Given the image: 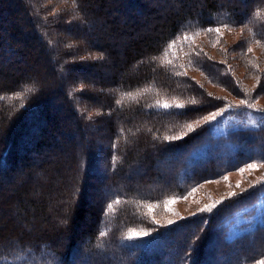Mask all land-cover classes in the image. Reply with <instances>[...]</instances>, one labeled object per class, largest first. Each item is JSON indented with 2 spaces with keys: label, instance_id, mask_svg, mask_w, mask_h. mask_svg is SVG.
Segmentation results:
<instances>
[{
  "label": "trees",
  "instance_id": "16d2710c",
  "mask_svg": "<svg viewBox=\"0 0 264 264\" xmlns=\"http://www.w3.org/2000/svg\"><path fill=\"white\" fill-rule=\"evenodd\" d=\"M74 2L80 7L79 17L74 24L62 25L70 32L57 36L52 31L57 30L55 26L41 17L38 4L33 14L28 1L0 0V21L5 22L9 10L11 13L10 29L0 24V56H27V64L6 66L12 74L0 71V264H257L264 259V222L232 238L228 233L229 220L244 204L255 201L264 190V181L225 199L211 211L160 229L143 251L138 247L130 250L121 243L130 229L152 226L144 211L142 214V204L183 194L205 180L236 171L251 161L264 160V123L231 128L217 138L220 144L200 151L208 142L213 124L205 117L232 111L243 118L241 114L248 113L249 107L209 93L203 85L184 76L179 70L181 65L166 57L169 45L181 37L197 33L209 37L216 34L206 31L210 28L241 27L246 38L240 47L230 50L231 54L243 56L245 48L253 45L264 64V14L254 16L258 9H264V0H178L175 8L167 0ZM130 6H135L136 16L120 24L117 15ZM114 8L117 15H110ZM157 8H165L166 15L151 17ZM17 9H23L24 15L15 14ZM144 11L148 15L144 21L153 23L150 30L138 26L137 18ZM74 27L94 38L88 43L77 41L84 43L83 49L77 45L68 51L65 46L76 36L68 37ZM78 30L75 39L81 36ZM104 35L115 36L116 40L122 36L135 39L119 46L121 49L115 41L108 50ZM21 38L25 39L18 45L1 47L2 41ZM36 44L37 49L33 48ZM186 45L191 48L189 43ZM81 54H96L92 67H104L107 59L113 64L120 56L123 59L121 67L115 64V76L110 79L116 91L112 88V98L106 103L111 127L108 137L103 138L104 148L91 140L93 123L79 114V101L68 80H63V73L72 66L70 59L77 68L90 66L87 58L79 59ZM195 55L191 64L203 72L208 82L238 101L250 103L248 92L226 67L230 57L224 61L198 60ZM247 58L259 64L252 54ZM142 91L136 99L121 100L127 93ZM173 99L183 102L184 107L156 106L157 101L171 103ZM54 100L61 102L65 118L71 117L72 123L51 112ZM191 100L198 102L192 104ZM194 121H200L194 131L178 140L165 139L187 131L183 125ZM66 134L67 145L57 150L56 139ZM76 139L80 145H74ZM101 152L104 154L99 161L94 155ZM173 154L177 156L170 158ZM165 161L168 164L164 165ZM100 165L104 170L99 172L98 181L89 184L88 172ZM18 169L24 171V177L10 189L2 185L16 176ZM132 171L138 178L129 175ZM96 187L107 194L94 198L95 205H90L84 197ZM108 204H113L112 211H108ZM39 215H44L42 221ZM208 253L214 259L204 262ZM217 257L222 261L218 263Z\"/></svg>",
  "mask_w": 264,
  "mask_h": 264
},
{
  "label": "rangeland",
  "instance_id": "374dc122",
  "mask_svg": "<svg viewBox=\"0 0 264 264\" xmlns=\"http://www.w3.org/2000/svg\"><path fill=\"white\" fill-rule=\"evenodd\" d=\"M25 1L26 2L28 1V3L30 4V8L32 9L33 14L36 11L35 8H37L36 4L39 5V8L41 9V13H40L41 17L45 21L50 23V25L52 24L56 27L53 28L57 30H52V31H56L57 36H64L66 35L67 31L70 32L68 28L67 30L66 28H63L62 25L74 24L77 21V17H79L78 13L80 7L79 5L78 6L76 5L78 2L75 3L74 0H25ZM167 2L168 4H172L174 8L177 7L178 5L177 4L178 0H167ZM130 5H132L131 2ZM11 8H14L12 4H11ZM115 9L116 8H114V10L109 12L110 15H117L116 13L117 11ZM120 11L121 12H119V14L117 15V18L119 19L118 22L120 24L125 21L126 22L131 21L134 19V16H136L135 6L132 7L130 6V9H128V11H124V10H120ZM156 11L157 12L150 14L151 17H155L157 15L163 17L166 15L165 8L162 9L157 8ZM14 12L15 14L18 15H22V16L24 15L23 9H17L14 10ZM9 13L7 14L8 19L5 22L0 21V24L1 25L3 24L4 28L8 30L10 29L9 20L11 16L9 15ZM61 17H67V20L62 19ZM146 17H148L147 12L145 11L142 12V14H140V16H138L137 18L139 20L138 22L139 25L138 24L137 25L140 26L142 29L147 27V30H150L153 27V23L152 22L146 23L144 21ZM219 29H220L219 33L216 32V34L214 33L209 37L207 34H203V33L196 34L195 36L189 35L187 38L181 37L175 43L171 44L172 47H169L168 53L166 55V57L174 61V63L176 62L179 65H181L179 67V70L180 72L183 73L184 76H186L187 78H191L192 80H195L199 84L203 85V87L214 96H222L223 98L232 101V104L240 106L244 104H241L240 101H238L225 89L211 82H208V80H206L205 76L203 75V72L197 70L191 64L194 54H196L195 56L198 58V60L210 59V60L224 61L227 57H230L229 58L230 60L227 63H225L226 67L230 70L232 76L235 77L244 87V89L248 92V94L246 95L248 100L247 102L250 103H246L245 105L246 107H249V105H251V107L248 108L247 111L248 113H242L241 115L243 116V118H241L234 112L229 111L227 113L225 112L218 114L217 116H215V119H211V121H213V124L211 128L210 136H208L209 137L208 142H206L203 146L200 147V151H204L209 146L214 147L220 144L217 138L220 137L221 135H226L229 129L231 128H237L242 126L255 127L261 123H264V76L262 75V73L264 72V64L261 63L260 52L257 51L255 46L248 45L245 48V51L247 53L244 52L245 54L243 56H237V55L233 56L230 50L232 48L240 47L242 40L246 38L244 29L241 27H236V28L222 27ZM75 30H78V28L75 27L72 28V32L68 37H71V35L74 34L77 36L78 33H75ZM79 33H81V36L79 35L77 39H75L76 38L75 36V38H73L72 41H69L68 44L65 46L67 47L68 51L74 50V48H77V45H79L80 47L82 46L83 49L84 43H78L77 41H86L88 43L87 40H93L94 38V36L89 37L86 30L80 31ZM24 39H22L21 41H17L13 39L8 41L6 40L2 41L1 47L5 48L12 44L18 45L22 43ZM102 39H104L105 42L109 43V45L107 43V49L110 50V48L112 47V43H114L115 41H118L117 48L121 49V47L119 46L121 45L125 46L127 45V43H129L131 40L135 38L122 36L120 38H117L116 40L115 36L113 38L112 35H104ZM187 43L190 44L191 48L188 45H186ZM33 48L37 49L38 45L37 44L33 45ZM249 48L251 49V51H248ZM250 54L254 56V59H256L255 62H258L259 64L255 65L252 63V61L249 60V58H247L249 57ZM95 57L96 54H91V56H88L87 54H81L79 56V59L83 60L87 58L88 64L90 65L94 63ZM196 57L195 59H197ZM187 58L188 60H186ZM25 61L27 62V56L26 57L24 55L16 56L14 54L3 53L2 56H0V71L4 73H6L7 71V73L12 74V70H10L9 68L6 69V66L7 67L10 65L14 66L15 63H18V65H20L21 63L27 64ZM105 61H106L105 62L106 65L104 67H99V65H94L93 67L91 65L90 66L84 65V66H79L77 68L76 67L77 64L75 65V63L70 59L69 65L72 66H70V68L68 67V71L66 73H63L64 74L63 80H65V82H67L68 80V83L71 84V92L75 95V98H77V100L79 101V114L82 116V118L89 121L90 124L93 123L91 124V126H93L92 127L93 130L90 134L91 140L96 141L97 144H100V146H102L103 148L105 146V143L103 142V138L108 137V135L110 134L109 127H111L109 126L111 112L108 110L109 107L106 105V103L109 100V98H112L110 95L112 88L114 91H116L115 90L116 86L111 84L112 81L110 79L113 76H115V72H116L115 64L116 67H121L123 64V59L120 56L115 62V64H113L112 61H110V59H107ZM44 63L48 64V62H44ZM44 71L45 69H42L43 74L46 72ZM93 72L95 73L94 75H92ZM7 77L10 78V75H8ZM45 77H47V75ZM56 77L57 75H55V78ZM71 78L72 81L71 80L69 81V79ZM143 92L144 91L141 92L142 95ZM149 93H153V92H149ZM116 94L120 96L119 93L116 92ZM99 95L100 97H98ZM162 96L163 98H165L167 95H162ZM114 98L116 101L117 100L116 97ZM160 99L162 98H159L157 100ZM57 105L60 108V110H57ZM61 109H62L61 102H59L58 100H54V103L52 104L51 107V112L57 115V117H59V119H61L62 121H70L72 123L74 120L71 117L65 118V115L63 114V110ZM215 113H211L207 117H211V115ZM68 137L69 134H66L64 137H58L56 139L55 141L56 144L54 145L55 147H57V150L67 145ZM76 143L77 144L79 143L80 145V142L77 139L74 142L75 146ZM103 154L104 153L101 152L100 154H95L94 157L98 158L99 161H101ZM171 156L172 157L170 158H175L177 155L173 154ZM163 164L166 165L168 163L167 161H165ZM249 164H257L258 167L254 169H249L247 167V165ZM241 169H243L242 172L240 171ZM103 170H104V166L100 165L96 167L94 171L88 172L90 176L88 178V183L89 184L96 183V181H98L99 178L98 177L99 172H103ZM158 173H159L158 174L159 177L163 178L162 172L160 173L159 171ZM129 175H132L131 177L138 178L137 173L134 171L130 172ZM23 177H24V171L18 169L16 171V176H14L12 179L8 181L7 180L5 182L3 181L2 185H4L6 188L13 187L15 185V182H18V180ZM131 177L129 176V178ZM263 181H264V160L258 159L247 163L245 166L237 169L236 171L228 172L218 178L205 180L202 183L194 186L193 188H190L183 194L171 195L157 203L142 204L143 207L142 214L144 211V214L148 222H150L152 226L149 229L146 228L131 229L137 233H147V235H140L133 239H128L127 238V234L129 232L128 231L121 239V243L129 247L130 250H133L138 247V249L143 251L149 247V245L151 244L150 240L153 239L154 233L158 232L160 229L170 228L179 221L184 220L185 218H188L192 215L211 211L215 207H217V205L222 203L225 199L244 193L250 190L251 188H253V186L255 187L259 185ZM96 188L97 189L94 188L89 189V191L86 194L87 197H84L85 200L89 201L90 205H95L94 198L97 199L98 197H100L101 194H107L106 192L100 190L98 187ZM14 215H17V213H15ZM39 216L40 217L38 218V220L42 221L44 215H39ZM21 217L23 218L24 215H22ZM60 221L61 220L58 219V222ZM263 222H264V190L260 191L257 194L255 201L244 204L235 212L233 217L228 222V233L230 235V238H232L236 235L245 232H251L257 225ZM63 224L65 226V223ZM80 224L83 225V222H81ZM66 225L68 226L69 224L66 223ZM213 259L212 257L210 258L208 253L207 257H205L204 259V262H210ZM216 261L219 263L222 261V258L217 257ZM80 263L85 264L84 261H81ZM111 264H115V263L111 262Z\"/></svg>",
  "mask_w": 264,
  "mask_h": 264
},
{
  "label": "snow or ice",
  "instance_id": "6c2138e0",
  "mask_svg": "<svg viewBox=\"0 0 264 264\" xmlns=\"http://www.w3.org/2000/svg\"><path fill=\"white\" fill-rule=\"evenodd\" d=\"M262 14H264V9H258L255 13H254V16L256 17H260ZM206 31L208 32H217L219 33L220 32V29L219 28H210V29H207ZM198 34V33H197ZM187 38V37H185ZM175 43V42H173ZM169 47H172V45H169ZM248 51H251V49L249 48ZM179 75V73H177ZM28 91H31L32 89H27ZM141 93H127L125 94V96H122L121 100L127 98V99H136V97L138 95H140ZM121 101H117V103H120ZM198 101L196 100H191L190 103L192 104H196ZM241 104H246V101L244 100H241L240 101ZM158 107H161L163 109H168L172 106H175L176 108H182L184 107V103L183 102H177V100L173 99L171 101V103L169 102H160V101H157V105ZM249 107H251V105H249ZM215 115L217 114H212L211 117H205L204 119L205 120H208L209 118L211 119H215ZM200 123V121H194L192 123H187L185 125H183V128L186 129L187 131H181L180 133H177L173 136H170V137H165V139H168V140H178V139H181L184 135H186L188 132H192L194 131V125H198ZM115 159V158H114ZM247 167L249 169H254V168H257L258 165L257 164H249L247 165ZM241 172L243 171V169L240 170ZM116 204H119V201H116L115 202ZM107 209L108 211H112L113 210V204H108L107 206ZM101 236L104 235L103 232H101L100 234ZM140 235H147V233H137L135 232L134 230H129L128 234H127V238L128 239H133L137 236H140ZM257 264H264V259H261L257 262Z\"/></svg>",
  "mask_w": 264,
  "mask_h": 264
}]
</instances>
